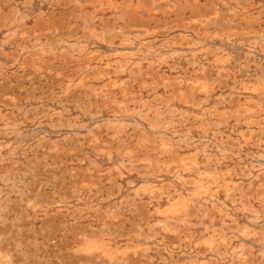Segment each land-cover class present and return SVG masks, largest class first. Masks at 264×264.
Wrapping results in <instances>:
<instances>
[{
  "label": "rangeland",
  "instance_id": "obj_1",
  "mask_svg": "<svg viewBox=\"0 0 264 264\" xmlns=\"http://www.w3.org/2000/svg\"><path fill=\"white\" fill-rule=\"evenodd\" d=\"M60 1L57 6H54L52 9L49 8L47 13H45L44 15L34 16L33 19H31L24 26V28L18 29L17 31H11L9 33V39L7 41L2 40L5 37V35H7L4 27L3 29H0V67H1L0 68V108L2 107L0 110V114H2L3 116L6 114L7 118L11 120L15 118H16L15 120H17L21 116L20 118L21 120L19 119L17 120V124H19L20 127L19 129H15L16 131H18V133L15 130H11V132L9 131V133H12V135L11 136L7 135V138L8 139L10 138L12 140L13 137L20 138V136H22L21 139H19V142L21 141V143H19L18 145H21L20 151L23 153V154L21 152L19 153V149H16L15 151H13L14 147L10 146V148L8 149V152L12 154L11 155L6 154V157L5 155H2L1 156L2 159H0V174H1L0 175V181H1L0 183V200L1 201L0 202L2 203V201H4L3 202L4 204L2 203L3 205L0 203V205L4 207L2 208L0 206V214H1L0 215V251L6 252L8 250L6 254L9 257V259L11 258L10 260L12 264H85V263L86 264H110V263L114 264L112 262H109L106 257H103V255L100 252H98L99 254L91 253V254L86 255L84 251L82 250L80 251V248L76 246V242L79 240L83 232H88V233H100L101 232L103 234L109 233L113 235L114 237L116 236L115 237L116 240L121 243H125L126 241L129 242L135 238L140 239V242H142V240L145 237L149 238L147 240L146 238L143 240L141 251H138L135 255H133L132 250H129V252L126 254L125 259L121 260V262L119 261L118 264H164V263L165 264H180V263L181 264H193L194 262H195L194 264H196V262H198L197 264H217V263L222 264L220 258L216 254L207 253V252L203 254V250H204L203 244L196 246L193 241V238L198 235L196 232L199 233L200 225L198 223L200 219L206 220V218L212 217L214 214V211L211 208L212 207L211 204H208L207 207L201 208V211H200L201 213H199L200 215L197 214L198 217L193 212V209L188 210L186 222L183 223L182 221V222L173 223L170 226L171 229L170 228L168 229L170 231H166V230H160L159 224L150 225V224H153L152 221L154 219V210L157 209L156 207L157 205H155L156 203L153 200V197H155L154 194L153 195L150 194L148 196L146 194L147 196L146 197L145 194H142V193H139L136 195L134 193L135 191H133L137 189V185L139 184V181L148 180V179H155L160 184L162 183L169 184L170 182L174 185H177L176 184L177 181L175 180L172 174H173V169L176 166H178V164L174 163V165L171 164V166H168V167H165L162 164H159L156 166L154 162L152 161L150 163L143 161L142 156L140 155L132 156L130 158L127 155V152L125 151V149L119 148L118 135L113 134L112 130L105 132L102 130L101 126L100 127L98 126V125H102L101 123L103 124L109 123L108 121L109 120L111 121L112 118H121V117L132 118V122L129 121L128 123L135 125L138 129H140V127L143 129L146 126V122L141 120L142 118L139 119L138 116L129 115V113H127L128 115H124L123 113H118L116 114L117 115L116 116L115 114H107V115L106 113L98 114L94 111L92 112L93 116L90 114L87 116L85 114L86 113L85 111L89 109L91 110L92 107L100 104V103L99 104L95 103L89 94L82 93L80 92L78 88H74L72 97H70L69 99L58 100L56 97L59 93V87L62 84L63 80L70 73H73L74 71H77V69H79V66H77L76 63L72 62L73 60L68 59L64 55L62 56L59 55L57 58V54H56V58H52L51 53L44 55L47 58L46 59L44 56H39L38 54L32 53V52L24 54L20 59L17 60V53L21 51L22 49L23 40L27 41L41 34L51 38L52 40L57 39L59 37H72L73 38L74 36L77 37V35L78 36H93L94 35L93 38L96 41L98 40L97 42L99 43V47H98L99 51L100 49L101 51H104L106 49L105 46H108L109 44L107 41L110 38L114 37L115 35H121V33L130 34L131 36H137L140 39L139 42L141 44L146 43L153 48L163 47V46L167 47L170 44L174 47L176 46L177 48L178 47L179 48L175 50L176 52L174 51L170 53L169 56H171V58L169 59L170 62H168V64L165 65L159 62L158 63L154 62L149 67L147 63H143L142 70L140 72L136 71V68H138V66H133L132 71H131V77H129L128 76L129 73L126 72L125 74L126 76L124 75L120 79L123 82L121 86L123 88L125 87V89L130 94L129 98L130 97L133 98V94L134 92H136V88H138L139 86L138 83H140L142 79L144 78L146 79L147 74L149 77L146 79L147 82L145 84V87L156 89V88H160V85H161L166 90L170 88L171 91L176 90L177 85L178 86L185 85L188 87H192L193 83L194 85H196L197 84L196 80L199 78V74H200V76H204L208 81L211 82L216 92L220 91L219 92L220 97L218 99V101L220 102L219 104L223 103L222 105H226L231 108L235 106L234 100L231 99L233 98V96H230V98H228V93L226 90H228L235 81H237L239 78L241 79L244 77L247 79H252V80L253 79L254 80L255 79L264 80V58H263L264 53L260 51L263 49L262 47H260L259 40H255L256 41V42L254 41L255 44L253 43L252 45H250L251 46L250 47L247 45L248 43L244 39H241L242 41L243 40L245 41V43L243 41L244 45L241 43L242 41H240L239 39L238 40L235 39L241 36H246L247 34H250L251 36H255V37L257 36L259 37L264 34V17L261 14V12H259L260 10H258L255 13L254 17L253 16L249 17L247 15H244L246 19L245 20L242 14L239 15L240 12H237V11L234 12L235 7L233 6L234 9H232V7L229 4L235 3L239 7H245V6L252 5L254 3L253 0H227L229 1V4L228 2H226V0H164V1L163 0H150L146 2L141 1L138 4L139 9L136 8L135 4L131 3L130 1H126L121 6L119 5L117 9L115 10V12H113L112 14H109V12L106 11L105 7L99 4L100 0H67V1L60 0ZM60 3L62 5H60ZM225 5H227L226 8H225ZM91 6L93 7L91 8ZM220 6H221V10H220ZM226 9H228V11ZM143 10L145 12H143ZM0 12L2 11L0 10ZM1 15L2 14H0V17ZM211 15H214L215 17L214 16L211 17ZM0 26H2L1 20H0ZM201 29L204 30L205 32L207 31L206 33L209 36V38L212 37V35H217L215 38V41L213 40L215 43L216 42H218V44L222 42L225 43V40H227L228 38L229 41L232 39L234 41V44L230 45V48H232L233 46H236L237 44L238 47L245 49V50L239 49V52L241 50V54H243V56L245 54L247 56L241 61L242 70H240L239 73H237L236 69L235 71H231L230 69H229L230 71H220V72L217 71L211 59L206 58L204 57L205 55L201 54L204 52L205 49L203 51L197 50V52H199L198 54L192 53L193 52L191 51L193 49L192 41L195 40L197 34L199 33V30ZM234 30L236 32H233ZM2 34L4 35L2 36ZM219 39H222V40H219ZM218 44H216V46ZM114 46H117V44H109L110 48ZM258 46L260 47V49ZM186 49L188 50L190 49V50L187 51ZM253 49L254 51L256 49V51L254 52ZM190 51H191V55L189 54ZM48 55H51V56H48ZM186 55L187 56L190 55V56L187 57ZM200 59L204 61H201ZM175 62H178V63H175ZM2 67H3V70H2ZM13 67L14 69L12 70ZM167 67L169 68L168 70L166 69ZM176 67L183 71H180L179 69L177 70ZM39 69H41L40 70L41 72L38 71ZM97 70L98 69H94V71H97ZM91 72L93 71H89L88 75H91ZM169 72L172 74H169ZM178 72H180L179 73L180 75L178 74ZM172 75L173 77L171 78ZM100 77L103 78V75H101ZM100 77H97L96 81H99L101 79ZM109 77H105L104 80L106 79L107 81L109 80L112 81L113 78L110 77L109 79ZM125 77H126V80L127 79H130V80L125 81L124 80ZM169 79H172V80L170 81ZM106 80L104 81V83L107 82ZM228 80L230 81L228 82ZM117 85L119 86V84ZM117 85H115L113 88L114 92L117 91V89L121 87V86L118 87ZM134 85H136L137 87ZM199 91L200 90L198 89L194 90V97L196 99L199 98V93L202 92V91L200 92ZM40 102L42 105L38 104ZM24 103L26 105L28 103V105L26 106ZM130 103L131 101L128 102L126 105ZM52 104L55 106H52ZM46 105H48V107L51 109L53 107L54 108L57 107L59 108V111L61 110L64 111L63 112L64 115L61 114L62 116H64V118L62 119L63 121L61 120L62 123H59L61 125L58 124L59 121H55V124L52 127L49 126L50 124L48 125L49 121H48V118H46L47 114L45 113V109L47 108ZM13 107H15L16 109H14ZM14 110H17V112L18 111L19 112L17 113ZM16 113L17 114L20 113L19 114L20 116L16 115ZM80 113H83V114H80ZM249 114L253 116V121H250L249 123L250 130L248 131L246 130V132L251 133L252 135L251 139L253 140V144H254L262 136V132H263L262 128L264 127V122L262 119L263 115L258 109L255 108L252 111H246V112L241 111L240 113L237 114V116L240 118H245ZM83 115L85 116V119ZM81 118L84 121H80L82 120ZM22 119L23 120L26 119L28 122L26 123L25 122L26 120L23 121ZM65 119L66 120L70 119L71 121H73L72 119L79 120V122L76 121L77 126H68L67 128V126H65V123H64ZM29 120L33 121L34 124H32V122ZM182 120L180 122L179 120L176 119L175 120L176 123L175 121L172 124L170 123L173 126L169 124L167 127L166 126L158 127L155 129V131L159 136H168L171 140H173L174 142L180 143L182 146H185V145L192 146L197 143L206 142V144L209 146L211 145V147L214 148V150L215 149L216 150L219 149V151L226 150L224 152H226L225 153L226 155L228 154L227 156L229 157L230 161H228V159H227L228 162L226 160H223L222 163L223 162L224 163L223 164L221 163L222 165L219 166L221 168L222 166L226 167L227 166L226 163H228L229 166L226 167V169L223 171V174L221 173V170L219 167H217L219 171H216V167H213L214 166L213 160H209L202 167H204L205 169L209 171L208 173L209 176H211V178H213L214 180H219L222 176H226L228 179H230V181H232L230 182L228 193L234 197L233 205L230 204V206L233 208V210L235 209V211L232 210L231 212L232 214L233 213L235 214V215L233 214L234 217L235 216L238 217L240 215L241 219L244 222L251 221V219H249L251 217H248L251 214V211H252L251 208L247 206L246 210L240 211V213L244 215H241L239 211L237 212L236 210L241 207V204L244 205V204L250 203V200H252L251 197H252V193L254 192V190H257L258 193L260 191L264 192V172L261 171L262 170L261 168L264 169V158L262 157L263 158L262 160L261 158H259V156L257 158L256 156L253 155L252 157L255 161L252 163V166H251L248 164L249 162L248 158H247L248 160L246 159L247 161H243V158H242L243 153L239 152L240 151L239 147L232 138L228 137L227 135L225 136L223 135L222 137L217 138V140H214L213 138H210V136H202V135L196 136L195 133H192L193 130L191 129L193 127H192V123L189 120V118L185 117ZM26 124L27 126H30V127H27ZM96 125H97L96 134L95 136H92V134H90V131ZM1 128H2V125L0 126V129ZM177 129L179 130L177 131ZM27 130H30L31 133L30 131H27ZM188 130L190 132V136H189L190 138L189 139L187 138L186 140L185 133ZM127 131H128L127 132L128 135L131 132L130 133L131 136L129 135L131 138L133 131L129 128H127ZM180 131L181 133H179ZM252 131L254 133H252ZM16 133H17V137H16ZM112 135H113V138H112ZM192 135H194L196 138L194 137L192 138ZM23 136L25 138H23ZM124 136L122 135L121 139L124 140L126 144H128V142L130 141V138H127L126 136L125 138ZM95 137L97 141H95L96 140ZM22 139H24L23 140L24 142L22 141ZM27 139L28 141H26ZM37 139H39L40 141ZM52 139H54L55 142H52V144H50L51 141H53ZM31 140H33V142ZM193 141L194 142L197 141V143H194ZM30 143L31 145H29ZM28 146L31 147V149ZM22 147L23 148L26 147V148L23 149ZM26 149H27V152H26ZM145 149H146L145 152L152 150L151 147H148ZM15 152H18V153L15 154ZM18 154H20L21 156L20 155L18 156ZM229 154L231 155L229 156ZM232 154H234V157ZM15 155L17 157H15ZM106 155H108V157ZM109 155L111 156V158H109ZM147 155L148 154H146V156ZM10 156H13V158ZM101 157L104 158V161H103V158ZM147 157L149 159L150 157L151 159H153V157L150 154ZM237 157L238 159H236ZM114 158H116V160H113L112 162V159ZM239 158L241 161H243V163L241 164L238 163ZM231 159L235 161L236 163L233 162ZM118 162L121 163V165H123V168L125 170L120 169L119 170L120 172H119L117 170L115 171L116 168L114 169L112 168V166L114 167L115 166L114 164ZM244 163L247 165H245ZM260 165H263V167L262 166L260 167ZM198 166H201V165L195 164L194 166L193 165L188 166L190 170L188 171L189 174H188V177H186L187 179H191V178L192 180L194 179L195 174L191 172V169L193 167L195 168ZM257 166L260 168H258ZM243 167L244 169L242 170ZM167 168L169 171L168 172L169 175L168 173L167 174L165 173V170ZM153 170L155 171L161 170L159 172L161 176L158 175L159 173H156L154 177H152L153 175L150 176ZM257 171H261V172H257ZM143 174L144 176L141 177V175ZM118 175H120V177H118ZM237 176L241 178H238ZM252 177L254 178L252 179ZM128 179H130V181L133 180L134 182L133 181L132 182L134 184L131 183L132 184L131 185ZM135 180L138 184H135L136 183ZM240 180L241 181L243 180L244 182L243 181L241 182ZM17 182H20V183L18 184ZM120 184H122V186H120ZM135 185H136V188H135ZM90 189L91 191H89ZM93 191L95 192L93 193ZM179 191L183 195L187 192V191L185 192L184 189L182 190L183 192L181 190ZM81 192L83 193V195H86V200L84 201L81 200L79 201V203H77V198L79 199V196L82 194ZM126 192L129 194H127ZM263 194L264 193L257 195V198H256L258 201H260L259 204L261 207L262 214L260 213L259 214L260 218H258L259 220L257 219L260 227L256 229L258 231L256 237L259 236L260 234L261 235L259 236V238L257 237L255 239L256 240L258 239V242L261 244H259L257 241L256 243H253V239L252 238L250 239L252 235L251 233H248L247 235H245L243 239V244L245 245V247L247 246L248 248L243 249V252L240 254L241 255L240 259L242 262H244V264H264V260H263L264 253L261 254L264 250L262 251L260 249V247L261 248L264 247L263 246L264 245L263 244L264 243L263 242L264 241V234H263L264 233V225H263L264 216L262 217V215H264V196ZM99 196L100 198H98ZM72 199L74 200L76 199L74 201V203L75 202L76 203L71 206L69 203L70 201H73ZM88 199L91 202H93L96 199L97 200L91 203ZM31 201L33 202L31 203L32 207L29 205ZM63 201H65L66 204L63 203ZM26 202L30 207H28ZM34 203L35 205H32ZM60 203L64 206H61ZM115 205L117 206V208ZM234 205H238V206H234ZM88 206L91 208L88 209L89 208ZM24 207L25 208L28 207V208L25 209ZM46 207H48L49 210ZM108 207H109V210L111 211H113L115 208V210L113 211L115 217L114 216L112 218L108 217V214L106 213V210L108 209ZM56 208L58 210H56ZM62 208H64L65 211ZM75 208L78 210H76ZM150 208L151 210H149ZM44 210H47V212ZM50 210H51V213L50 212L48 213V211ZM150 211L152 213H150ZM45 212L48 214H46ZM120 213H123V214L120 215ZM232 214L230 213V215ZM218 215H219V218H221L223 214L221 213ZM107 218H109V220ZM194 218H196V225H198V227L196 228L192 227V225H194L195 222L193 223L191 222V220H194ZM177 224H179L180 226H178ZM236 224L237 223L235 222V220L233 221V220L227 219L226 225L228 228L227 229L228 232L230 231L229 236L231 235L233 236V232L237 229ZM136 226L138 227L136 228ZM242 226H243L242 224L239 225V227H242ZM175 228H176V231H175ZM97 229H99L100 231ZM103 230L105 231V233ZM193 230H196V232ZM239 234H241V230L239 231ZM142 235L143 236L146 235V236L143 237ZM150 235H153L154 237ZM155 238L158 240V242ZM159 243H160V246H159ZM182 248H184L185 250H183ZM144 249H147L146 250L147 253L146 251H143ZM257 250L259 252H257ZM177 253L180 256H178ZM252 253L254 254V256L251 255ZM138 256H140V258ZM211 256L213 259L211 258ZM215 256H217L219 260L217 261L214 260L216 259Z\"/></svg>",
  "mask_w": 264,
  "mask_h": 264
},
{
  "label": "bare ground",
  "instance_id": "obj_2",
  "mask_svg": "<svg viewBox=\"0 0 264 264\" xmlns=\"http://www.w3.org/2000/svg\"><path fill=\"white\" fill-rule=\"evenodd\" d=\"M60 0H0V12L1 17V25L0 29H5L7 35L2 39L3 41H7L9 39V33L11 31H17L18 29L24 28V26L31 20L33 19L34 16H42L47 11L52 9L54 6H57ZM67 1V0H66ZM126 1H130L131 3L136 5V8L139 9V3L141 1H150V0H100L99 4L101 6H104L106 11L109 12V14H112L115 12L117 7L122 4H124ZM164 1V0H163ZM62 2V1H60ZM203 2V1H202ZM226 2L229 1L226 0ZM251 2V1H250ZM253 4L250 6H245V7H239L235 3H230L229 5L233 8L235 7L234 12H240L242 16L247 15L249 17L255 16V13L260 10L261 14L264 17V0H253ZM64 4V3H63ZM168 4V3H167ZM225 4V3H223ZM60 5H62L60 3ZM95 5V4H94ZM132 5V4H131ZM130 5V6H131ZM81 6V5H80ZM79 6V7H80ZM124 6V5H123ZM222 6V5H221ZM220 6V10H221ZM93 6H91L92 8ZM216 7V6H215ZM227 5H225V8ZM59 8V7H57ZM151 8V7H150ZM175 8V7H173ZM219 8V7H217ZM216 8V9H217ZM148 9V8H147ZM57 10V9H56ZM171 10V9H170ZM174 10V9H173ZM223 10V9H222ZM228 11V9H226ZM216 11V10H215ZM143 12H145L143 10ZM148 12V11H147ZM154 12V11H153ZM169 12V11H168ZM218 12V11H217ZM226 12V11H225ZM233 12V13H234ZM230 13V12H229ZM100 14V12H99ZM149 14V13H147ZM152 14V13H151ZM107 15V14H106ZM215 15V14H214ZM214 15H211L214 16ZM218 15V14H217ZM102 16V15H101ZM146 16V15H145ZM151 16V15H150ZM154 16V15H153ZM246 16V17H247ZM149 17V16H148ZM215 17V16H214ZM217 17V16H216ZM241 17V16H240ZM245 19V17H244ZM248 19V18H247ZM246 20V19H245ZM189 23V22H188ZM231 25V24H230ZM40 26V25H39ZM118 26V24H117ZM261 26V25H260ZM200 27V26H199ZM201 28V27H200ZM209 29V27H208ZM90 30V29H89ZM177 30V29H176ZM183 30V29H182ZM206 30V29H205ZM4 31V32H5ZM117 31V30H116ZM120 31V30H119ZM3 32V31H2ZM88 32V31H87ZM94 32V31H93ZM147 32V31H146ZM207 32V31H206ZM204 30H199V33L197 34L195 40L192 41V46L193 49V54H198L197 50L203 51L201 53L205 55L204 57L210 58L211 61L214 63V66L216 67L217 71H237V73L242 70V60L246 58V54L243 56L241 54V50L244 48L233 46L230 48V45L234 44L233 39L232 40H225V43H219L214 42L215 38L217 35H212V37L209 38ZM217 32V31H216ZM225 32V31H224ZM227 32V31H226ZM233 32H236L235 30ZM253 32V31H252ZM5 33V34H6ZM85 33V32H84ZM138 33V32H137ZM136 33V34H137ZM149 33V32H148ZM185 33V32H184ZM188 33V32H187ZM193 33V32H192ZM92 34V33H91ZM186 34V33H185ZM214 34V33H213ZM225 34V33H224ZM4 34H2L3 36ZM19 35V34H18ZM93 35V34H92ZM138 35V34H137ZM234 35V34H233ZM67 36V35H66ZM140 36V35H139ZM182 36V35H181ZM93 36H74L72 37H59L57 39L52 40L51 38L44 36L43 34L33 37L27 41H22V49L17 53V60L20 59L24 54L27 53H36L39 56H44L45 54H50L52 55V58H57L59 55H64L70 60H73L72 62L76 63L77 66H79V69L77 71H74L73 73H70L62 82V84L59 87V93L56 96L58 100H67L70 97H72L74 88H78L80 92L82 93H87L89 94L92 99L94 100L95 103L99 104L97 106L92 107V109L85 111L86 115L88 116L89 114L92 115V112L96 113H106L107 114H118V113H123L124 115H135L138 116L139 119L142 118L141 120L146 122V126L142 129H138L135 125L128 123L129 121L132 122V118H112V120L108 121L109 123L98 125L99 127H102L103 131H109L112 130L113 134L118 135V146L119 148L125 149L127 152V155L131 158L132 156H142V160L145 162L150 163L151 161L154 162V164L157 166L159 164H162L165 167L171 166V164L174 165V163L178 164L173 169V176L175 180L177 181L176 184L174 185L169 182V184H160L158 181L155 179H148V180H141L139 181V184L135 180V184L137 185V189L133 190L135 191L134 193L137 195L139 193L142 194H147L148 195H153V200L155 201V205H157V209L154 210V219L152 221L153 224L150 225H160L159 228L160 230H168L171 226V224L176 223V222H186L187 219V212L190 209H193V212L195 215H200L201 213V208L207 207L208 204L212 205V210L214 211V214L212 217L206 218L205 219H200L199 221V233L196 232L198 235L193 238L194 244L200 245L203 244L204 253H214L216 254L222 264H244V262L241 261V253L243 252V249L248 248L247 246L243 244V239L245 235L248 233H251V237L253 239V243L258 242V239L256 240L255 238H259V236L256 237L257 235V228H259V224L257 219L260 218L259 214H262L261 207H260V201H258L257 195H260L264 192L260 191L259 193L257 190H254L252 193V200H250L249 204H241V207L237 209L236 211L240 213V211H244L247 209V206L252 209L251 214L248 217H251V221H246L244 222L241 219V216H233L232 210L233 208L230 206V204L233 205L234 202V197L231 196L229 192V186H230V179H228L226 176H222L219 180H214L209 176V171L205 169L204 166L209 160H213V167H216V171H219L217 167L221 166L223 163V160L228 159L229 157L225 154L226 150L224 151H219L214 150V148L211 147V145H207L206 142H201L197 143V141H193L194 143H197L195 145L189 146L185 145L182 146L180 143L174 142L171 140L168 136H159L155 129L158 127H163V126H168L170 123L172 124L176 119L181 122V120L185 117H188L189 120L192 123V133H195L196 136L202 135V136H210V138H213L214 140H217V138L222 137L223 135H227L228 137L232 138L238 145L239 147V152L243 153V161H247L249 159L248 164L252 166V163L255 161L253 159V155L258 158H261L263 160L264 158V127L262 136L258 139L257 142L253 144V140L251 133H247L246 130H250L249 123L250 121H253V116L252 115H247L245 118H240L237 116L238 113L246 112V111H252L253 109H258L262 115L261 118L263 119L264 122V80L261 79H247V78H239L237 81H235L232 86L226 90L228 93V98L230 96H233L234 100V107H228L226 105L219 104L220 102L218 101L219 99V92L215 91V88L211 84L210 81H208L204 76H200L196 80L197 84L192 87L188 86H178L176 90L171 91L169 88L168 90L164 89L161 85L160 88L156 89H151L149 87H145L146 84V79L149 77L148 74L146 75V79H142L140 81L138 88H136V92L133 94V98H129V92L123 88L121 85L123 84L122 80H120L126 72H128V76L131 77V71L133 66H138L136 68L137 72H140L142 70V64L147 63V65L150 67L154 62H159L161 64H168L169 59L171 58L170 53L174 52L178 48L175 46H172L169 44L167 47H156L153 48L150 45L144 43L141 44L139 42V38L137 36H131L130 34H122L121 35H115L114 37L110 38L107 42L109 44H117V46L114 47H109L105 46L106 49L104 51L98 50L99 43L93 38ZM100 37V36H99ZM144 37V36H143ZM149 37V36H148ZM188 37V36H187ZM193 37V36H192ZM219 37V36H218ZM223 37V36H222ZM251 36L250 34H247L246 36H241L238 38H235L236 40L244 39L248 44V46L252 45L253 43L255 44V40H259L260 47L264 50V34L261 36ZM30 38V37H29ZM96 38V36H95ZM142 38V37H141ZM145 38V37H144ZM147 38V37H146ZM189 38V37H188ZM226 38V37H224ZM27 39V38H26ZM193 39V38H191ZM17 40V39H16ZM145 40V39H144ZM143 40V41H144ZM172 40V39H171ZM170 40V41H171ZM214 40V41H213ZM222 40V39H219ZM218 40V41H219ZM243 40V41H244ZM94 41V42H93ZM102 41V40H101ZM142 41V40H141ZM243 41L241 42L243 44ZM244 41V43H245ZM255 41V42H254ZM238 42V41H237ZM102 43V42H101ZM170 43V42H169ZM224 43V44H223ZM216 44H218L216 46ZM163 45V43H162ZM244 45V44H243ZM242 45V46H243ZM5 46V45H4ZM3 46V48H4ZM112 46V45H111ZM130 48H129V47ZM2 47V45H1ZM102 47V46H101ZM247 47V46H246ZM251 47V46H250ZM253 47V46H252ZM259 47V46H258ZM259 47V49H260ZM1 48V49H3ZM182 48V47H181ZM211 48V49H209ZM256 48V47H254ZM183 49V48H182ZM239 49L240 52H239ZM184 50V49H183ZM189 51L188 49H186ZM245 50V49H244ZM247 50V49H246ZM263 50H260L264 53ZM182 51V50H181ZM190 51V55H191ZM254 51V49H253ZM256 51V49H255ZM254 51V52H255ZM176 52V51H175ZM178 52V51H177ZM184 52V51H183ZM243 52V51H242ZM22 53V54H21ZM108 53V54H107ZM245 53V51H244ZM259 53V52H258ZM188 54V53H186ZM48 55V56H51ZM188 55V56H190ZM200 55V54H199ZM47 56V55H46ZM185 56V54H184ZM183 56V57H184ZM187 56V55H186ZM187 56V57H188ZM255 56V55H254ZM37 57V56H36ZM45 57V56H44ZM175 57V56H174ZM177 57V56H176ZM182 57V56H180ZM192 57V56H191ZM201 57V56H199ZM34 58V57H33ZM40 58V57H38ZM37 58V59H38ZM46 58V57H45ZM49 58V57H48ZM51 58V59H52ZM186 58V57H185ZM258 58V56H257ZM261 58V57H260ZM264 58V57H263ZM32 59V58H31ZM47 59V58H46ZM49 59V60H51ZM203 59V58H202ZM54 60V59H53ZM172 60V59H171ZM174 60V59H173ZM180 60V59H179ZM201 60V59H200ZM208 60V59H207ZM260 60V59H258ZM257 60V61H258ZM58 61V60H57ZM204 61V60H201ZM34 62V61H33ZM48 62V60H47ZM46 62V63H47ZM198 62V61H197ZM200 62V61H199ZM20 63V62H19ZM172 63V62H171ZM178 63V62H175ZM50 64V63H49ZM53 64V63H52ZM200 64V63H199ZM19 65V64H18ZM38 65V64H37ZM45 65V64H44ZM146 65V64H145ZM189 65V64H188ZM204 65V64H203ZM13 66V64H12ZM163 66V65H162ZM179 66V65H178ZM184 66V65H183ZM192 66V65H191ZM197 66V65H196ZM194 66V67H196ZM206 66V65H205ZM204 66V67H205ZM44 67V66H42ZM60 67V65H59ZM146 67V66H145ZM154 67V66H153ZM1 68V67H0ZM16 68V66H15ZM172 68V67H171ZM170 68V69H171ZM174 68V67H173ZM177 68V67H176ZM175 68V70H176ZM9 69V68H8ZM11 69V67H10ZM14 67L12 68V70ZM94 69H98L97 71H94ZM163 69V68H162ZM167 70L169 69L168 67L166 68ZM179 68H177L178 70ZM183 69V68H182ZM230 69V70H229ZM3 70V67H2ZM1 70V71H2ZM5 70V69H4ZM7 70V68H6ZM39 69L38 71H40ZM43 70V69H42ZM164 70V69H163ZM166 70V71H167ZM180 70V69H179ZM186 70V68H185ZM246 70V69H245ZM89 71L91 72V75H88ZM171 71V70H170ZM173 71V70H172ZM183 71V70H180ZM203 71V70H202ZM244 71V69H243ZM254 71V70H253ZM18 72V71H17ZM21 72V71H20ZM41 72V71H40ZM43 72V71H42ZM70 72V71H69ZM68 72V73H69ZM97 72V73H96ZM158 72V70H157ZM185 72V71H184ZM59 73V72H58ZM134 73V72H133ZM180 72H178L179 74ZM203 73V72H202ZM223 73V72H222ZM234 73V72H233ZM40 74V73H39ZM135 74V73H134ZM140 74V73H139ZM138 74V75H139ZM166 74V73H165ZM169 74H172L169 72ZM175 74V73H174ZM183 74V73H182ZM103 75V78L100 76ZM180 75V74H179ZM198 75V74H197ZM196 75V76H197ZM58 76V75H57ZM111 77L113 78L112 81H106L104 83V78L105 77ZM126 76V75H125ZM141 76V75H140ZM151 76V75H150ZM170 76V75H168ZM175 76V75H174ZM62 77V76H60ZM100 77L101 79L99 81H96V78ZM109 77V79H110ZM127 77V78H129ZM173 75L171 76V78ZM183 77V76H182ZM219 77V76H218ZM56 78V77H55ZM232 78V77H231ZM236 78V77H235ZM124 79V78H123ZM228 79V77H227ZM125 81L130 80L127 79L126 77L124 79ZM170 81L172 79H169ZM121 81V82H120ZM230 80H228L229 82ZM120 82V83H119ZM173 82V81H172ZM186 82V81H185ZM149 83V82H148ZM156 83V82H155ZM190 83V82H189ZM11 84V83H10ZM119 84L121 86L120 88L117 89V91L114 92L113 88L115 85ZM135 84V82H134ZM137 84V83H136ZM163 84V83H162ZM168 84V83H167ZM171 84V82H170ZM125 85V84H124ZM182 85V83H181ZM231 85V84H230ZM58 86V85H57ZM118 86V85H117ZM118 86V87H119ZM136 86V85H134ZM137 87V86H136ZM84 89V91H83ZM198 89L202 92L199 93V98L196 99L194 97V90ZM135 90V89H134ZM224 91V90H223ZM225 93V92H224ZM224 95V94H223ZM3 98V97H2ZM227 98V99H228ZM40 99V98H39ZM226 99V101H227ZM30 100V99H29ZM33 100V99H32ZM31 101V100H30ZM38 101V99H37ZM130 104L126 105L128 102ZM231 101V100H230ZM27 102V101H26ZM25 102V103H26ZM32 102V101H31ZM42 102V101H41ZM38 103V104H41ZM24 103V104H25ZM37 103V102H36ZM23 104V103H22ZM36 104V105H38ZM45 104V103H44ZM49 104V103H48ZM51 104V103H50ZM54 104V103H53ZM52 106H55L53 105ZM76 104V103H75ZM211 104V105H210ZM26 105V104H25ZM28 105V103H27ZM26 105V106H27ZM30 105V104H29ZM32 105V104H31ZM42 105V104H41ZM35 106V105H34ZM47 108L45 109V113L47 114L46 118H48V125L53 126L55 124V121H59V123H62L61 120L64 118L61 114L64 115V111L61 110L59 111V108L53 107L52 109L46 105ZM30 107V106H28ZM61 107V106H60ZM67 107V106H66ZM2 108V107H1ZM0 108V110H1ZM16 109L15 107H13ZM27 108V107H26ZM43 108V107H42ZM70 108V106H69ZM8 109V107H7ZM32 109V108H31ZM51 109V110H50ZM64 109V108H63ZM20 110V109H19ZM27 110V109H26ZM37 110V109H36ZM81 110V108H80ZM79 110V111H80ZM83 110V109H82ZM13 111V110H12ZM17 112V110H14ZM2 112V111H1ZM19 112V111H18ZM17 112V113H18ZM21 112V111H20ZM62 112V113H60ZM15 113V112H14ZM16 115H19L17 114ZM249 113V112H248ZM247 113V114H248ZM255 113V112H254ZM22 114V113H21ZM24 114V113H23ZM71 114V113H70ZM83 114V113H80ZM15 115V116H16ZM38 115V114H37ZM97 115V114H96ZM120 115V114H119ZM6 114L3 116L0 114V126L2 125V128L0 129V159L2 155L9 154L11 155L12 153L8 152V149L10 146L14 147L15 151L16 149H19L20 151V146L18 145L21 143L19 142L20 138H12V140L7 138V135H12L11 130L19 129L20 125L17 124V120H21L18 118L17 120L15 119H9L7 118ZM84 116V115H83ZM93 116V115H92ZM90 116V117H92ZM117 116V115H116ZM260 116V115H259ZM23 117V115H22ZM66 117V116H65ZM126 117V116H125ZM257 117V116H256ZM67 118V117H66ZM88 118V117H87ZM259 118V117H258ZM40 119V118H39ZM82 119V118H81ZM85 119V116H84ZM23 120V119H22ZM26 120V119H24ZM23 120V121H24ZM33 120V119H32ZM43 120V119H42ZM71 121L70 119H65V126H77L76 121L79 122V120H74ZM188 120V119H187ZM31 121V120H29ZM34 121V120H33ZM32 124H34V122ZM40 121V120H39ZM63 121V120H62ZM80 121H84L83 119ZM134 121V120H133ZM183 121V120H182ZM261 121V120H260ZM26 123L28 122L27 120L25 121ZM30 122V123H31ZM107 122V121H105ZM184 122V121H183ZM262 122V124H263ZM29 123V125H30ZM39 123V122H37ZM81 123V122H80ZM176 123V121H175ZM185 123V122H184ZM255 123V122H253ZM24 124V123H23ZM46 124V123H44ZM73 124V125H71ZM170 124V125H171ZM261 124V123H260ZM61 125V124H59ZM188 125V124H187ZM27 126V124H26ZM173 126V125H171ZM191 126V125H190ZM189 126V128H190ZM23 127V125H22ZM25 127V125H24ZM30 127V126H27ZM32 127V125H31ZM38 127V126H37ZM46 127V126H45ZM257 127V126H256ZM48 128V126H47ZM127 128L131 129L133 131L132 137L130 138V133L129 135L127 134ZM25 129V128H24ZM29 129V128H28ZM163 129V128H162ZM169 129V128H168ZM160 130V129H159ZM179 129H177L178 131ZM252 130V129H251ZM257 130V128H256ZM259 130V129H258ZM16 131V130H15ZM30 131V130H27ZM89 131V130H88ZM97 131V125L93 127L90 131V134L92 136H95ZM130 131V130H129ZM166 131V130H165ZM183 131V130H182ZM18 133V131H16ZM21 132V131H20ZM25 132V131H24ZM171 132V131H170ZM9 133V134H7ZM16 133V137H17ZM31 133V131H30ZM40 133V131H39ZM178 133V132H177ZM181 133V131L179 132ZM252 133H254L252 131ZM21 134V133H20ZM175 134V133H174ZM194 134V135H195ZM14 135V133H13ZM35 135V134H34ZM44 135V134H43ZM115 135V136H116ZM126 136L127 138H130V141L128 144L124 140L121 139V136ZM171 135V134H170ZM179 135V134H178ZM184 135V134H183ZM194 135H192V138H196ZM9 136V137H10ZM26 136V135H25ZM28 136V135H27ZM124 136V137H125ZM190 132L189 130L185 133V138L189 139L190 137ZM32 137V136H31ZM40 137V136H39ZM43 137V136H41ZM75 137V136H74ZM125 137V138H126ZM201 137V136H200ZM23 138H25L23 136ZM30 138V137H29ZM113 138V135H112ZM191 138V140H192ZM199 138V137H198ZM209 138V139H210ZM224 138V137H223ZM14 139V140H13ZM41 139V138H40ZM64 139V138H63ZM96 139V137H95ZM109 139V137H108ZM221 139V138H220ZM254 139V138H253ZM24 139H22L23 141ZM39 140V139H37ZM50 144L52 142H55L54 139H52ZM122 140V141H121ZM180 140V139H178ZM177 140V141H178ZM182 140V139H181ZM185 140V139H183ZM198 140V139H197ZM203 140V139H202ZM28 141V139L26 140ZM33 142V140H31ZM40 141V140H39ZM50 141V140H49ZM97 141V139L95 140ZM212 141V140H211ZM24 142V141H23ZM182 142V141H180ZM191 142V141H190ZM220 142V141H219ZM27 143V142H26ZM210 143V142H209ZM208 143V144H209ZM33 144V143H32ZM87 144V143H86ZM101 144V143H100ZM211 144V143H210ZM243 144V146H242ZM28 145V144H27ZM31 145V143L29 144ZM58 145V144H57ZM93 145V144H92ZM214 145V144H212ZM220 145V144H219ZM25 146V145H23ZM60 146V145H59ZM29 147V146H28ZM151 147V151H146L145 148ZM23 148V147H22ZM26 148V147H25ZM23 148V149H25ZM31 149V147H29ZM27 148V149H29ZM87 148V147H86ZM216 148V147H215ZM229 148V147H228ZM12 149V148H11ZM26 149V152H27ZM148 150V149H147ZM221 150V149H220ZM234 150V149H233ZM11 151V150H10ZM12 151V152H13ZM30 151V150H28ZM101 151V150H100ZM237 151V150H235ZM99 152V151H98ZM18 152H15V154ZM22 153V152H21ZM117 153V152H116ZM230 153V152H228ZM235 153V152H234ZM14 154V153H13ZM23 154V153H22ZM25 154V153H24ZM27 154V153H26ZM30 154V153H29ZM28 154V155H29ZM33 154V153H31ZM121 154V153H120ZM146 154H150L153 159H150L146 156ZM20 154H18L19 156ZM27 155V156H28ZM99 155V154H98ZM105 155V154H104ZM125 155V154H124ZM231 154H229L230 156ZM234 157V154H232ZM21 156V155H20ZM97 156V155H96ZM101 156V155H100ZM99 156V158H100ZM108 157V155H106ZM123 156V155H122ZM239 156V155H238ZM13 158V156H10ZM15 157H17L15 155ZM14 157V158H15ZM94 157V156H93ZM127 157V156H126ZM220 159H218V158ZM240 157V158H241ZM263 157V158H262ZM21 158V157H20ZM103 158V157H101ZM109 158L111 156L109 155ZM123 158V157H122ZM232 158V157H231ZM239 158L238 163H243ZM241 158V159H242ZM248 158V159H247ZM24 159V158H23ZM96 159V158H95ZM98 159V158H97ZM238 159V157L236 158ZM247 159V160H246ZM94 160V159H93ZM116 160V158L112 159ZM232 160V159H231ZM82 161V160H81ZM100 161V160H99ZM104 161V158H103ZM227 161V162H228ZM233 161V160H232ZM111 162V161H110ZM125 162V161H124ZM235 162V161H233ZM102 163V162H101ZM104 163V162H103ZM222 163V164H221ZM232 163V162H231ZM236 163V162H235ZM247 163V162H246ZM201 165L198 167H193L191 169V172L195 174L194 179H187L189 174L190 168L188 167L189 165ZM228 167V163H226ZM230 164V163H229ZM245 164V163H244ZM243 164V165H244ZM257 164V163H256ZM261 164V163H259ZM258 164V165H259ZM115 166L112 168H116L115 171H119L120 169L123 170V165L121 163H116L114 164ZM231 165V164H230ZM234 165V164H233ZM242 165V166H243ZM247 165V164H245ZM244 165V166H245ZM239 166V165H238ZM263 167V165H260V167ZM108 167V166H107ZM149 167V166H148ZM225 166L219 167L221 170V173L223 174V171L226 169ZM256 167V166H255ZM258 167V166H257ZM258 167V168H260ZM111 168V167H110ZM229 169V168H228ZM244 167L242 168V170ZM247 169V168H246ZM257 169V168H256ZM264 172V169L261 168ZM112 170V169H111ZM125 170V169H124ZM250 170V169H249ZM142 171V170H141ZM161 171V170H160ZM160 171H155L153 170L151 175L154 177L156 173H159ZM255 171V169H254ZM257 171V172H261ZM88 172V171H87ZM120 172V171H119ZM122 172V171H121ZM168 168L165 170V173L167 174ZM239 172V171H237ZM235 172V173H237ZM106 173V172H105ZM129 173V172H128ZM140 173V172H139ZM228 173V172H227ZM230 173V172H229ZM250 173V172H249ZM248 173V174H249ZM7 174V173H6ZM121 174V173H120ZM259 174V173H258ZM1 175V174H0ZM125 175V174H124ZM138 175V174H137ZM147 175V174H146ZM145 175V176H146ZM160 175V173L158 174ZM157 175V176H158ZM164 175V174H163ZM169 175V173H168ZM192 175V174H191ZM225 175V174H224ZM252 175V174H251ZM4 176V175H3ZM84 176V175H83ZM133 176V174H132ZM135 176V175H134ZM140 176V174H139ZM144 176L141 175V177ZM161 176V175H160ZM171 176V175H170ZM194 176V175H193ZM120 177V175H118ZM124 177V176H122ZM147 177V176H146ZM164 177V176H162ZM192 177V176H191ZM238 177V176H237ZM236 177V178H237ZM85 178V177H84ZM156 178V177H155ZM173 178V180H174ZM190 178V177H189ZM235 178V180H236ZM241 178V177H238ZM251 178V176H250ZM254 177H252L253 179ZM4 179V178H3ZM131 179V178H130ZM130 179H128L130 181ZM133 179V177H132ZM7 180V179H6ZM86 180V179H85ZM161 180V179H160ZM171 180V179H170ZM244 180V178H243ZM242 180V181H243ZM251 180V179H250ZM4 181V180H3ZM128 181V182H129ZM133 181V180H132ZM132 181H130V184H134ZM239 181V180H238ZM241 181V180H240ZM241 181V182H242ZM86 182V181H85ZM123 182V181H122ZM127 182V181H126ZM165 182V181H164ZM172 182V181H171ZM244 182V181H243ZM246 182V180H245ZM248 182V181H247ZM250 182V181H249ZM1 183V181H0ZM18 184L20 182H17ZM121 183V182H120ZM175 183V182H174ZM234 183V182H233ZM261 183V182H260ZM85 184V183H83ZM129 184V183H128ZM131 184V185H132ZM237 184V182H236ZM97 185V184H96ZM245 185V184H244ZM21 186V185H19ZM91 186V185H90ZM99 186V185H98ZM122 186V184H120ZM188 186V188H187ZM246 186V185H245ZM81 187V186H80ZM96 187V186H95ZM243 187V186H242ZM248 187V186H247ZM258 187V186H257ZM136 188V185H135ZM246 188V187H245ZM97 189V188H96ZM122 189V188H121ZM134 189V188H132ZM185 190V194H181L179 190ZM248 189V188H247ZM22 190V189H21ZM93 190V189H92ZM124 190V189H123ZM127 190V189H126ZM130 190V188H129ZM91 191V189L89 190ZM22 192V191H21ZM83 192V191H82ZM81 192V193H82ZM95 191H93L94 193ZM121 192V191H120ZM129 192V191H128ZM183 192V191H182ZM234 192V191H233ZM232 192V193H233ZM245 192V190H244ZM79 193V192H78ZM80 193V194H81ZM90 193V192H89ZM122 193V192H121ZM125 193V192H124ZM127 193V192H126ZM238 193V192H237ZM75 194V193H74ZM73 194V195H74ZM88 194V193H87ZM97 194V193H96ZM112 194V193H111ZM116 194V193H115ZM129 194V193H127ZM132 194V193H131ZM130 194V195H131ZM246 194V193H245ZM83 193L79 196V199L77 198V203L81 200H86V195H83ZM119 195V194H118ZM133 195V194H132ZM98 196V195H97ZM104 196V195H103ZM117 196V195H116ZM120 196V195H119ZM146 196V197H147ZM264 196V194H263ZM128 197V196H127ZM130 197V196H129ZM260 197V196H259ZM258 197V198H259ZM100 198V196L98 197ZM117 198V197H116ZM144 198V197H143ZM149 198V197H148ZM245 198V197H244ZM24 199V198H23ZM56 199V198H55ZM109 199V198H108ZM145 199V198H144ZM147 199V198H146ZM240 199V197H239ZM246 199V198H245ZM244 199V200H245ZM35 200V199H34ZM33 200V201H34ZM73 201H70V205H74V199ZM89 200V199H88ZM97 200V199H96ZM94 200V201H96ZM102 200V199H101ZM118 200V199H117ZM150 200V199H149ZM236 200V199H235ZM261 200V199H259ZM1 201V200H0ZM29 201V200H28ZM60 201V200H59ZM58 201V202H59ZM90 201V200H89ZM93 201V202H94ZM100 201V200H99ZM109 201V200H108ZM111 201V200H110ZM113 201V200H112ZM121 201V200H120ZM148 201V200H147ZM4 201H2L3 203ZM91 202V201H90ZM91 202V203H93ZM103 202V201H101ZM117 202V201H116ZM1 203V202H0ZM1 203V204H2ZM32 201L30 202V206ZM65 203V201H63ZM114 203V202H113ZM121 203V202H120ZM119 203V204H120ZM236 203V202H235ZM238 203V202H237ZM4 204V203H3ZM2 204V205H3ZM27 204V202H26ZM59 204V203H58ZM61 204V203H60ZM66 204V203H65ZM89 204V203H88ZM152 204V202H151ZM240 204V203H239ZM2 205H0L2 207ZM28 205V204H27ZM28 205V207H30ZM32 205H35L32 204ZM106 205V204H105ZM113 205V204H112ZM117 205V203H116ZM115 205V206H116ZM44 206V205H43ZM56 206V205H55ZM60 206V205H59ZM61 206H64L61 204ZM76 206V205H75ZM84 206V205H83ZM111 206V205H110ZM129 206V205H128ZM238 206V205H234ZM233 206V207H234ZM26 207V208H28ZM32 207V206H31ZM49 207V206H48ZM46 207V208H48ZM53 207V206H51ZM50 207V208H51ZM67 207V206H66ZM74 207V206H73ZM79 207V206H77ZM89 207V206H88ZM86 207V208H88ZM107 207V206H106ZM112 207V206H111ZM119 207V206H118ZM153 207V206H152ZM4 208V207H2ZM25 208V207H24ZM25 208V209H26ZM39 208V207H38ZM41 208V206H40ZM39 208V209H40ZM89 207L88 209H90ZM104 208V207H103ZM114 208V207H113ZM117 208V206H116ZM133 208V206H132ZM235 208V207H234ZM31 209V208H30ZM64 209V208H62ZM71 209V208H70ZM76 209V208H75ZM97 209V207H96ZM100 209V208H98ZM106 209V208H105ZM122 209V208H121ZM120 209V210H121ZM154 209V208H153ZM35 210V209H33ZM49 210V208H48ZM55 210V209H54ZM56 210H58L56 208ZM55 210V211H56ZM68 210V209H66ZM78 210V209H76ZM104 210V209H103ZM115 210V208H114ZM113 210V211H114ZM118 210V209H117ZM125 210V209H124ZM151 210V208L149 209ZM2 211V210H1ZM27 211V210H26ZM47 212V210H44ZM61 211V209H60ZM65 211V209H64ZM89 211V210H88ZM102 211V210H101ZM108 209L106 210V213L108 214L109 218H112L114 216V212ZM235 211V209L233 210ZM248 211V210H247ZM4 212V210H3ZM45 212V213H46ZM51 213V210L48 211V213ZM57 212V211H56ZM121 212V211H120ZM210 212V211H209ZM249 212V211H248ZM46 213V214H48ZM54 213V211H53ZM71 213V212H70ZM77 213V211H76ZM99 213V212H98ZM127 213V212H126ZM125 213V214H126ZM150 213H152L150 211ZM223 214L221 218H219L218 214ZM230 213L232 215H230ZM250 213V212H249ZM58 214V213H56ZM75 214V213H74ZM84 214V213H83ZM87 214V213H86ZM123 213H120V215ZM238 214V213H237ZM241 214V213H240ZM1 215V214H0ZM129 215V214H127ZM197 215V217H198ZM235 215V214H234ZM244 215V214H241ZM246 215V214H245ZM95 216V215H94ZM107 216V215H106ZM261 216V215H260ZM264 215H262L263 217ZM81 217V216H80ZM79 217V219H80ZM115 217V216H114ZM122 217V216H121ZM128 217V216H127ZM194 217V216H193ZM196 217V218H197ZM247 217V216H246ZM76 218V216H75ZM109 218H107L109 220ZM196 218L194 220H191V222H195L194 225H192L193 228L198 227L196 225ZM205 218V217H204ZM94 219V218H93ZM103 219V218H102ZM227 219L229 220H235L237 223V229L233 232V236H229L228 228L226 225ZM88 220V219H87ZM101 220V219H100ZM147 220V219H146ZM198 220V219H197ZM248 220V219H246ZM259 220V219H258ZM112 221V219H111ZM110 221V222H111ZM116 221V220H115ZM188 221V220H187ZM91 222V221H90ZM118 222V221H117ZM147 222V221H146ZM232 222V221H230ZM229 222V223H230ZM82 223V222H81ZM101 223V222H100ZM99 223V224H100ZM260 223V222H259ZM92 224V223H91ZM243 225L242 227H239V225ZM180 226L179 224H177ZM245 225V226H244ZM264 225V224H263ZM102 226V225H101ZM143 226V225H142ZM146 226V225H145ZM175 226V225H174ZM103 227V226H102ZM138 226H136L137 228ZM147 227V226H146ZM180 228V227H179ZM141 229V227H140ZM139 229V230H140ZM144 229V228H143ZM147 229V228H145ZM171 229V228H170ZM99 230V229H97ZM124 230V228H123ZM174 230V229H173ZM191 230V229H190ZM241 230V234H239V231ZM100 231V230H99ZM104 231V230H103ZM107 231V230H106ZM176 231V228H175ZM198 231V230H197ZM108 232V231H107ZM134 232V231H133ZM142 232V231H141ZM149 232V231H148ZM105 233V231H104ZM145 233V232H144ZM156 233V232H155ZM153 234V233H152ZM232 234V233H230ZM264 234V233H263ZM118 235V234H117ZM134 235V234H133ZM144 235V234H143ZM142 235V236H143ZM177 235V234H176ZM183 235V234H182ZM181 235V236H182ZM129 236V235H128ZM139 236V235H138ZM146 236V235H145ZM143 236V237H145ZM148 236V235H147ZM153 236V235H150ZM116 237V236H115ZM113 235L106 233H88V232H83L79 240L76 242V246L80 248V251H84L86 255L88 254H93V253H98L100 252L103 257H106L109 262H112L114 264H118V262L121 260H124L126 257V254L129 252V250H132L133 255H135L138 251H141L142 247V242L146 238L140 242V239H133L129 242L121 243L116 240ZM119 237V236H118ZM154 237V236H153ZM133 238V237H132ZM152 238V237H151ZM150 238V239H151ZM163 238V237H162ZM182 238V237H181ZM187 238V237H186ZM262 238V237H261ZM129 239V237H128ZM149 239L148 237L146 240ZM153 239V238H152ZM156 239V238H155ZM164 239V238H163ZM162 239V240H163ZM157 240V239H156ZM155 240V241H156ZM246 240V239H245ZM124 241V240H123ZM158 242V240H157ZM248 242V241H247ZM246 242V243H247ZM251 242V241H250ZM264 242V241H263ZM245 243V244H246ZM252 243V242H251ZM259 243V242H258ZM144 244V243H143ZM185 244V243H184ZM249 244V243H248ZM261 244V243H259ZM264 244V243H263ZM262 244V245H263ZM157 245V244H156ZM177 245V243H176ZM181 245V244H180ZM186 245V244H185ZM244 245V246H243ZM252 245V244H251ZM250 245V247H251ZM256 245V244H255ZM145 246V245H144ZM147 246V244H146ZM149 246V245H148ZM155 246V245H154ZM160 246V243H159ZM166 246V245H165ZM254 246V245H253ZM264 246V245H263ZM75 247V246H74ZM158 247V246H157ZM164 247V246H163ZM178 247V246H177ZM182 247V246H181ZM146 248V247H144ZM165 248V247H164ZM172 248V247H171ZM192 248V247H191ZM189 248V249H191ZM196 248V247H195ZM256 248V247H255ZM258 248V247H257ZM149 249V248H148ZM185 250L184 248H182ZM181 249V250H182ZM252 249V248H250ZM260 249L263 251L264 247ZM147 249H144L143 251H146ZM174 250V249H172ZM182 250V251H183ZM254 250V248H253ZM8 251V250H7ZM6 251V252H7ZM252 251V250H251ZM261 251V252H262ZM6 252L0 251V264H12L11 263V258L7 256ZM83 252V253H84ZM166 252V251H165ZM181 252V251H179ZM257 252H259L257 250ZM143 253V252H142ZM147 253V251H146ZM167 253V252H166ZM175 253V252H174ZM186 253V252H185ZM183 253V254H185ZM195 253V252H194ZM193 253V254H194ZM264 251L261 253L263 254ZM99 254V253H98ZM164 254V253H163ZM172 254V253H171ZM239 254V255H238ZM178 255V253H177ZM188 255V254H187ZM211 255V254H210ZM209 255V256H210ZM251 255L254 256L252 253ZM256 255V254H255ZM141 256V254H140ZM140 256H138L140 258ZM165 256V255H164ZM180 256V255H178ZM191 256V255H190ZM199 256V255H198ZM213 256V255H212ZM211 256V258H212ZM216 257L214 260H219ZM246 256V255H245ZM167 257V256H166ZM173 257V256H172ZM202 257V255H201ZM205 257V255H204ZM214 257V258H215ZM259 257V256H258ZM207 259V258H205ZM213 259V258H212ZM259 259V258H258ZM209 260V259H208ZM262 260V259H261ZM264 260V259H263ZM99 261V260H98ZM191 261V260H190ZM202 261V260H201ZM205 261V260H203ZM212 261V260H211ZM246 261V260H245ZM100 262V261H99ZM210 262V261H209ZM193 263V262H192ZM195 263V262H194ZM193 263V264H194ZM198 262H196L197 264ZM261 263V262H260ZM86 264V263H85ZM111 264V263H110ZM165 264V263H164ZM181 264V263H180ZM218 264V263H217ZM220 264V263H219Z\"/></svg>",
  "mask_w": 264,
  "mask_h": 264
}]
</instances>
